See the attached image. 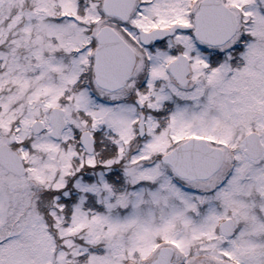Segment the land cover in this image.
I'll use <instances>...</instances> for the list:
<instances>
[{"label": "snow or ice", "instance_id": "obj_1", "mask_svg": "<svg viewBox=\"0 0 264 264\" xmlns=\"http://www.w3.org/2000/svg\"><path fill=\"white\" fill-rule=\"evenodd\" d=\"M0 264H264V0H0Z\"/></svg>", "mask_w": 264, "mask_h": 264}]
</instances>
